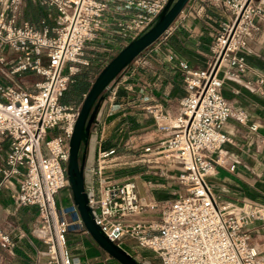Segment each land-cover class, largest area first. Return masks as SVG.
Masks as SVG:
<instances>
[{
	"label": "built area",
	"instance_id": "obj_1",
	"mask_svg": "<svg viewBox=\"0 0 264 264\" xmlns=\"http://www.w3.org/2000/svg\"><path fill=\"white\" fill-rule=\"evenodd\" d=\"M21 1L0 0V146H5L0 190L17 207H35L46 236L40 237L46 255L42 264H78L69 255L66 234L84 230L83 225L72 200L61 206L55 194L68 184V140L80 105L60 98L71 78L89 66L88 43L104 34L121 48L150 25L167 0H34L53 11L54 25L41 18L38 28L17 22ZM224 4L229 15L213 39V61L198 69L178 62L185 92L166 125L158 126L171 132L155 151L176 160L175 178L183 192L164 204L143 201L133 180L114 182L102 175L113 149L99 152L96 166L88 169L96 175L97 189L83 183L104 234L121 248L129 240L149 250L158 264H264L246 227L251 220H264V206L220 202L207 182L214 165L234 167L219 154L229 141L223 123L246 119L242 109L222 97L216 71L223 65V75L231 80L247 72L240 51L259 28L257 22H264V0ZM148 110L157 125L166 118L157 105ZM213 151L214 158L209 156ZM11 247L9 234L0 230V248Z\"/></svg>",
	"mask_w": 264,
	"mask_h": 264
},
{
	"label": "crops",
	"instance_id": "obj_2",
	"mask_svg": "<svg viewBox=\"0 0 264 264\" xmlns=\"http://www.w3.org/2000/svg\"><path fill=\"white\" fill-rule=\"evenodd\" d=\"M228 15L224 0H187L167 31L138 54L119 74L111 96L100 102L89 129L83 183L97 189L96 175L88 169L96 166L99 152L113 149L106 161L132 156L138 152V156L156 162L151 166L153 169L142 168L125 174L122 178L113 176L114 169L107 168L111 164L102 169V175L114 182L133 180L136 193L143 201L164 204L183 192L175 178L176 160L164 158L158 151H153L156 147L154 145L167 139L171 132L170 129H160L158 126L166 125L168 117L175 111L178 99L185 92L178 62L182 61L195 69L211 63L213 39ZM52 16L53 12L48 20H52ZM257 25L259 28L247 38L245 47L240 51L248 67L247 72L237 80H231L223 75V65L216 71L222 79V97L230 107L242 109L246 119L243 123H238L228 118L221 128L229 141L221 146L219 154H223L227 163H234L233 169L214 165L212 173L207 177L211 192L218 196L220 202L242 207L250 203L264 206V82L259 84L256 81L258 75L264 77V22H257ZM115 42L112 37L100 34L93 45H90L93 54H86L88 58H92L96 53L95 58L102 59L100 53L105 48L112 50L113 54L118 51L120 47ZM169 55L172 56L171 59H168ZM91 61L94 62L93 59ZM154 105L166 116L158 121V125L148 110V107ZM251 124L255 129L249 128ZM124 145L133 154L122 152L125 147L119 146ZM145 147L149 150L144 151ZM4 150V144H1L0 166ZM154 154L160 155L153 157ZM216 154L213 151L209 156L214 158ZM21 209L22 207L13 204L7 191L0 190V217L10 216V220H6L0 230L7 232L12 241L10 249H2L5 255H0V264H6V256L13 255L19 259L27 257L26 264H42L46 259L43 244L26 234L21 224L23 220H20ZM246 227L249 230V242L264 261V220H251ZM36 231L39 230L35 228L32 233L35 232V235ZM85 234L84 230L78 235L66 234L70 256L77 259L78 264H87L88 258L95 262L101 261L100 258L97 260L100 255L98 247ZM73 241L80 243L77 249L80 248L83 255L72 252Z\"/></svg>",
	"mask_w": 264,
	"mask_h": 264
},
{
	"label": "water",
	"instance_id": "obj_3",
	"mask_svg": "<svg viewBox=\"0 0 264 264\" xmlns=\"http://www.w3.org/2000/svg\"><path fill=\"white\" fill-rule=\"evenodd\" d=\"M187 0H167L150 25L122 46L97 72L83 96L68 140L66 176L71 200L85 232L109 256L120 264H144L112 242L95 223L83 186V165L89 129L99 104L116 77L147 46L170 26ZM81 144V148H80ZM80 148V151H79ZM79 153V156H78Z\"/></svg>",
	"mask_w": 264,
	"mask_h": 264
},
{
	"label": "rangeland",
	"instance_id": "obj_4",
	"mask_svg": "<svg viewBox=\"0 0 264 264\" xmlns=\"http://www.w3.org/2000/svg\"><path fill=\"white\" fill-rule=\"evenodd\" d=\"M34 6H37L36 2L34 0H22L20 8H19V13L17 16V22L20 23L22 21H27L29 23L26 16L30 13V9L33 8ZM47 24L49 26H52V25H54V22L52 20H48ZM93 42L94 41H91L90 43H88L86 45V48H85V52L89 56L91 54H93L92 48L90 47V45H93L92 44ZM112 52H113L112 50L105 48V51L100 53V56L103 57L102 59L95 58V54H96L95 53L92 58H89L90 59L89 66L83 67L79 70V76H82V75H84V73H86L87 77L84 78V81L90 82L92 80L93 75H95L100 70L99 67H102L112 57V54H113ZM107 58H109V59L107 61H105ZM91 59H93L94 62L91 61ZM118 76L112 82L109 90L105 93V95L101 101H103L107 97L111 96L114 84L117 81ZM29 77L30 76H28V75L26 77H24L25 82L29 80ZM36 78L37 77H33L32 79H36ZM68 93L69 92L66 91L65 94H63L65 97L64 96L61 97L60 102L68 103V104H71V103L72 104H79L80 105L83 97L81 96L79 98L69 100V99H66V97L69 95ZM154 146H156V145H154ZM119 147H122V148L125 147V149H123L121 151L126 153V154L131 152V150L126 149L127 145L119 146ZM153 151H155V150H153ZM131 154H133V153L131 152ZM159 155L160 154H154L153 157H156ZM116 156H118V155H116ZM142 159H145V160H142ZM103 164L104 165L111 164L107 168L114 169V170H112L114 172L113 176L115 178H122L123 176H125V174H130V172L138 171V170H141L142 168L143 169H153V168H151V166L156 164V162L148 161L147 158H145L143 156H138V152H137V153L133 154L132 156L126 155V156L116 157L115 159L108 160V161L104 160ZM55 200H56V203L60 204L61 206H67L70 203L71 191L69 188V184H67L66 187L58 190V192L55 194ZM29 208L32 210H30ZM19 214L21 215L20 220H23V221H21L22 222L21 224H23V227H24L26 234L30 238H33L34 240L42 243L40 240V236H42L44 234L43 231H41V229H40L42 222L39 221L38 214L36 212L35 207H32V206L22 207ZM9 217L10 216H5V217L1 216L0 217V229L3 227L4 222L6 220H10ZM35 228H37L39 231L38 232L36 231L37 234L34 235L33 233H35V232L32 233V231ZM81 231H83V230L80 228H74V229H70L67 233L78 235L81 233ZM85 235L89 236L87 232ZM93 243L98 247V245L94 241H93ZM129 244H132V245L129 246ZM72 246L74 248L72 252H76V253L79 252V254L83 255V253L80 252L81 251L80 248L77 249V247L80 246L79 242L75 243L73 241ZM122 247L136 261L143 262V263L144 262L150 263V264H158V259L154 256L153 253H151L149 250H147L145 248H139L138 246H136L134 243L130 242L129 240L125 241L123 243ZM67 249H68V247H67ZM98 249H99L98 251H99L100 255L97 257V260L101 259V261L95 262V260H93V259L89 260V258H88L87 264H120L115 259H113L111 256H109L105 251H103L100 247H98ZM70 254H71V252L69 251V255ZM0 255H3V257L5 255V252L2 249H0ZM6 258H7L6 264H24L25 262L28 263V261H27L28 259L25 256L21 257L20 259L14 255L12 257L6 256ZM91 261H93V262H91Z\"/></svg>",
	"mask_w": 264,
	"mask_h": 264
},
{
	"label": "trees",
	"instance_id": "obj_5",
	"mask_svg": "<svg viewBox=\"0 0 264 264\" xmlns=\"http://www.w3.org/2000/svg\"><path fill=\"white\" fill-rule=\"evenodd\" d=\"M36 5L37 6H34L33 8L30 9V13L26 16V18L29 21V24L33 25L35 28H38L39 27V20L41 18H45L46 20L50 19L53 11L51 8H48L45 5H38V4H36ZM102 67H99V69H101ZM96 74L93 75L92 80L90 82H87V81H84V78L87 77L86 73H84V75H82V76H79V72L76 73L71 78V81L68 83L66 90L63 93V94H65L66 91L69 92L68 93L69 95L66 97V99L73 100V99L79 98L81 96L83 97L85 95V93L87 92V90H88L91 82L93 81L94 77L96 76ZM63 96L64 95H62L61 97H63ZM93 121H94V119H93ZM92 122H91V124H92ZM80 148H81V144H80ZM80 148H79V151H80ZM78 156H79V153H78Z\"/></svg>",
	"mask_w": 264,
	"mask_h": 264
},
{
	"label": "bare ground",
	"instance_id": "obj_6",
	"mask_svg": "<svg viewBox=\"0 0 264 264\" xmlns=\"http://www.w3.org/2000/svg\"><path fill=\"white\" fill-rule=\"evenodd\" d=\"M42 237H44V238H45L46 236L43 234V236H42Z\"/></svg>",
	"mask_w": 264,
	"mask_h": 264
}]
</instances>
